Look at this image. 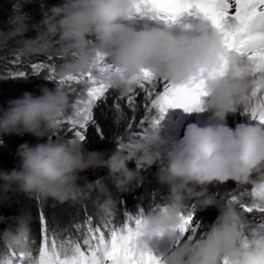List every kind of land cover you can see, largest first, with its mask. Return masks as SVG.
<instances>
[{
    "label": "clouds",
    "instance_id": "1",
    "mask_svg": "<svg viewBox=\"0 0 264 264\" xmlns=\"http://www.w3.org/2000/svg\"><path fill=\"white\" fill-rule=\"evenodd\" d=\"M29 2L12 0L8 31L0 35L24 37L26 54L63 57L60 79L95 71L98 60L104 57L121 70L107 83L123 95L137 85L143 69L176 85L198 76L203 69L208 92L203 107L216 123L204 127L189 124L183 137L170 146H164L157 131L147 130L142 137H128L106 157L104 152L89 150L79 138L65 140L58 135L69 105L60 87H43L39 95L25 92L0 111V144L5 136L56 139L18 145L17 164L10 170L0 169L4 187L15 185L25 194L64 202L82 195L80 180L89 170L107 168L114 184L126 189L141 184L143 170L156 164V182L169 196L155 215L144 218L141 244L154 234L177 238L184 203L195 198L203 210L215 208L216 219L202 234L181 240L164 257L165 264H224L225 260L228 264H264V236L245 246L248 219L230 200H218L208 190L213 183L231 180L241 185L252 183L257 192H264V128L240 123L233 129L227 124L228 116L241 111L245 95L254 87L246 74H237L246 73L249 61L238 53H226L220 34L203 19L182 32L149 24L138 28L129 20L135 15L136 0H64L32 25L37 34L26 38L29 25L23 7ZM225 60L228 67L220 71ZM260 204L264 205V200ZM100 208L111 214L114 202L106 199ZM0 222L5 218L0 217ZM29 235L27 218L19 217L15 229L0 232V244L27 253Z\"/></svg>",
    "mask_w": 264,
    "mask_h": 264
},
{
    "label": "snow or ice",
    "instance_id": "2",
    "mask_svg": "<svg viewBox=\"0 0 264 264\" xmlns=\"http://www.w3.org/2000/svg\"><path fill=\"white\" fill-rule=\"evenodd\" d=\"M135 14L169 24L184 14L196 15L205 20L220 34L226 53H238L249 61L246 73H237L246 74L254 81L252 92L245 95L243 111L240 112L248 115L256 126L264 128V0H136ZM36 67L33 65V68ZM227 67L225 60L219 70L225 71ZM120 72V69L101 57L95 71L69 75L58 81L62 87L67 84L68 91L78 95L84 94L86 89L87 99L81 100L79 107L73 105L75 115L82 117L79 121L82 130L73 133L81 142L86 140L88 124L94 123V103L109 91L107 81ZM17 76L25 77V73L20 72ZM137 79V85L146 92L145 108L155 114L150 119L146 116L140 120L138 125L143 127V131L132 132L133 136L142 137L147 131L144 127L146 124L151 129L158 128L170 108H182L188 113L204 111V98L208 92L205 87L207 73L203 69L198 76L182 85L160 80L162 90L159 91L155 89L158 79L150 70H141ZM49 81L55 82L51 76ZM127 102L133 104V97L128 96ZM69 122L73 126L77 124L76 120ZM252 195L264 200V192L254 189ZM236 200L237 197L232 196L231 202ZM241 207L247 213L253 212L254 208L264 213V205L261 204H241ZM158 208L156 206V211ZM125 217L123 223L105 221L95 225L93 218L89 217L83 224L75 226L76 239L71 235L58 234L49 239L46 219L41 215L42 240L38 254L12 251L0 264H165L163 258L153 255L146 244L140 243L145 223L143 212L134 216L125 213ZM180 219L177 228L179 235L189 239L197 236L201 223H193L194 211L182 212ZM244 243L248 245L246 241ZM224 264H228V261L225 260Z\"/></svg>",
    "mask_w": 264,
    "mask_h": 264
},
{
    "label": "rangeland",
    "instance_id": "3",
    "mask_svg": "<svg viewBox=\"0 0 264 264\" xmlns=\"http://www.w3.org/2000/svg\"><path fill=\"white\" fill-rule=\"evenodd\" d=\"M63 3L64 0H61ZM13 12L12 0H0V26H8L6 23L9 19V13ZM200 18L196 15L184 14L179 17L174 23H165L160 20H153L149 17L142 16L140 14H135L130 17L129 20H134L137 27H143L144 24H149L161 28H171L176 32H182L187 30V26ZM6 48H0V53L5 51ZM50 58V59H49ZM63 58L53 54H26L24 51V44L16 48L15 53L10 56L0 55V64L3 68L0 72V111L7 108L8 101L21 97L25 92H30L34 95H39L40 90L43 87L49 89H55V87H60L69 98L68 109L64 115V119L61 123V129L58 135L67 140L71 138H76L74 136L75 130H82L79 128V123L73 126L69 120H82V117H77L75 115V104L77 107L80 106L81 100H86V89L84 94L78 95L76 93L68 91L67 84L61 86L58 81L60 80L59 71L52 65V61ZM33 65H37L33 68ZM20 72L25 73V77H18L17 74ZM52 77L55 82L49 81V77ZM47 83L46 85H42ZM74 84V82H72ZM148 86L146 85V88ZM155 89L157 91L162 90L161 82L158 79ZM132 96L134 103L129 104L127 102V97ZM207 97L204 98L206 100ZM146 92L141 89L138 85H135L133 89L127 94H118L111 89L106 93V95L94 103L92 107L93 122L88 124L87 130L85 131L86 140L82 142L89 150L101 151L106 154V157L111 155L112 151L122 143H125L127 138L133 136L131 133L136 131H143V127L138 125V122L144 119L146 116L150 119L154 115V111H149L145 108L146 103ZM117 104L119 107H117ZM243 111V106L241 107ZM182 108H170L164 115V118L160 121L158 128L151 129L149 125H144L147 130H155L158 132L162 140L164 141V146H170L174 142H177L182 138L183 124L187 118V115ZM189 122L197 124L196 118L198 115L205 117H210L212 114L204 110L202 112L189 113ZM232 115V114H231ZM201 118V117H200ZM199 118V119H200ZM202 119V118H201ZM147 123V122H146ZM244 123L250 126H256L255 122L250 119L248 115H242L240 111L236 112L235 117L231 116L227 124L231 128H235L238 124ZM129 125H131V130H129ZM198 125V124H197ZM210 123L203 122L204 126H208ZM200 126V125H198ZM182 128V129H181ZM184 134V133H183ZM137 137V136H134ZM139 138V137H137ZM48 139L55 140L56 136H46L43 139H37L31 135L20 136H8L7 138L2 137L3 143L0 144V163L13 165L17 163L16 159V149L18 145L24 142H28L32 145L44 142ZM134 165H129L133 167ZM158 170V165L153 164L150 168L143 170L142 175L144 177L141 184H137L134 189H128L129 195L126 192V196H115L114 198V208H122L126 205V199L128 200L134 197L141 196L142 190L146 188H140L142 184L144 185H158L159 190L161 186L156 182L155 174ZM111 180L107 175V168H99L95 170H89L82 174V179L80 180L81 187H94L98 184V179ZM253 179H258L254 176ZM135 184V183H134ZM150 187L151 186H146ZM147 188V189H148ZM149 188V189H150ZM255 189V185L249 184H238L231 180L225 181L223 183H213L208 186V190L213 194L218 200H230L232 196H236L237 200L232 201L233 205L238 208V210L248 219L250 231L243 237V242L250 243V241L256 237L264 236V213H261L258 209L253 210L251 213H247L241 207V204L249 205L260 204L259 197H254L252 195V190ZM158 190V191H159ZM126 190H124L125 193ZM168 191H165L163 197L155 199L151 202L152 206L150 211L144 218L149 215H155L157 213L156 206H164L167 203L166 197H168ZM119 197V198H118ZM127 197V198H126ZM165 200V201H162ZM92 200V199H91ZM90 206L91 211H94L96 216L103 214L97 203L94 201ZM214 211V216L210 218L208 216L200 215V205L199 201L195 198H189L185 201L183 212L194 211L193 223L200 222L201 228L198 230L197 235L201 234L207 229V227L215 221L217 216V210L212 208ZM109 214V213H108ZM112 218V217H109ZM187 237H181L178 234L177 238H168L167 236H160L154 234L151 239L146 241L148 250L152 253V249H158L159 252L153 254L155 256L164 259L174 248L178 247L181 240ZM29 240V239H28ZM38 254V252H37Z\"/></svg>",
    "mask_w": 264,
    "mask_h": 264
},
{
    "label": "trees",
    "instance_id": "4",
    "mask_svg": "<svg viewBox=\"0 0 264 264\" xmlns=\"http://www.w3.org/2000/svg\"><path fill=\"white\" fill-rule=\"evenodd\" d=\"M62 4L61 0H30L29 3L23 7V12L28 17L26 23L29 25V31L25 34L26 38L34 37L37 34V30L32 25L38 24L40 20L47 14L48 10L53 6ZM12 12L9 13V16ZM8 31V26H0V32ZM24 37H5L0 35V48H6L0 55L10 56L15 53V50L20 45L24 44ZM63 58L52 61L53 67L60 69L63 63ZM3 65L0 64V72ZM43 83L42 85H46ZM5 136L4 138H7ZM17 163L13 165L1 164L0 169L10 170ZM98 184L92 187H82V195L76 200H67L60 202L51 198H44L40 195H28L19 191L15 185L10 188H5V182L0 180V217L5 218V222H0V232L5 228L15 229L17 227V219L19 217H25L28 220L30 235H29V252L33 255H37L41 240V215L46 219V229L49 239L54 234L68 236L71 235L73 239L77 238L75 226L83 224L89 217L93 218V224H102L105 221L116 223H123L126 219L125 213L129 215H136L143 212L146 215L151 209V202L155 199L163 197L166 188L161 187L159 190L158 185H140L145 190H142L141 196L136 195L131 199H126V205L124 207L115 208L111 214L102 212L100 216H96L94 211H91L90 206L92 202L101 206L106 199L114 201L115 196L129 195L128 189H134L137 184L127 186L126 189L118 188L112 180L98 179ZM146 186H151L149 189ZM148 188V189H147ZM124 190L125 193H124ZM159 190V191H158ZM126 194V195H127ZM125 195V196H126ZM169 196V194H168ZM119 198V197H118ZM127 198V197H126ZM168 198V197H166ZM92 199V200H91ZM162 201H165L162 199ZM168 201V199L166 200ZM101 211V210H100ZM201 216H214L212 208L203 210L200 207ZM112 217V218H109ZM14 250L0 244V261L6 260L10 252ZM16 252V251H15ZM19 253V252H16Z\"/></svg>",
    "mask_w": 264,
    "mask_h": 264
},
{
    "label": "bare ground",
    "instance_id": "5",
    "mask_svg": "<svg viewBox=\"0 0 264 264\" xmlns=\"http://www.w3.org/2000/svg\"><path fill=\"white\" fill-rule=\"evenodd\" d=\"M206 100H207V98H206ZM206 100H205V101H206ZM243 107H244V105H243ZM192 113H193V112H192ZM192 113H191V114H192ZM196 113H197V112H196ZM185 114L187 115V118H186V120H185V122H184V124H183L184 126H183V130H182V134H181L182 137H183V135H184L183 133H184L186 127H187L189 124H192V123H193V122H189V119H190V118H189V115H190V114H189L188 112L185 113ZM235 114H236V112H235V113H232V115L230 114V115L228 116V120H227V121L230 120V117H231V116H234V117H235ZM197 117H198V119L196 118V120H197V121H200V122H197V124L200 125V126L203 125V122H205V123H208V122H209L210 125L216 123V121L212 118V115H211L210 117H208V118H207V117L204 118V116H201V115H198ZM200 117H201L202 119H201ZM199 118H200V119H199ZM181 129H182V128H181Z\"/></svg>",
    "mask_w": 264,
    "mask_h": 264
}]
</instances>
